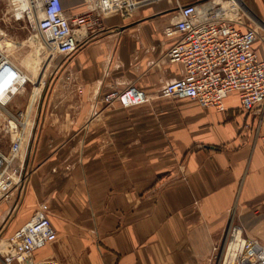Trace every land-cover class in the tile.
Returning <instances> with one entry per match:
<instances>
[{"label":"crops","instance_id":"crops-1","mask_svg":"<svg viewBox=\"0 0 264 264\" xmlns=\"http://www.w3.org/2000/svg\"><path fill=\"white\" fill-rule=\"evenodd\" d=\"M203 1L119 0L95 31L77 32L68 59L54 53L47 75L29 69L37 59H11L27 78L13 95L28 97L17 109L36 126L26 145L29 181L9 228L46 202L56 233L35 261L210 264L229 225L264 242V104L243 111L237 92L223 110L159 96L182 76L167 57L178 11ZM217 1L235 6L237 28L257 31L252 47L263 58L264 0ZM61 3L72 18L94 12L99 0ZM0 11L34 32L9 0H0ZM128 86L149 100L131 107L101 100Z\"/></svg>","mask_w":264,"mask_h":264},{"label":"built area","instance_id":"built-area-1","mask_svg":"<svg viewBox=\"0 0 264 264\" xmlns=\"http://www.w3.org/2000/svg\"><path fill=\"white\" fill-rule=\"evenodd\" d=\"M119 0H99L97 10L72 18L64 14L61 0H9L17 19L25 18L36 34L37 44L68 59L77 49L79 30L95 31L104 14ZM235 6L217 0L182 6L175 30L179 36L167 51L170 62L182 66V76L165 83L159 96L191 99L202 107L223 110L224 99L239 93L240 106L249 112L264 104V57L253 51L254 28L240 30ZM24 73L0 52V129L8 136V146L0 148V207L7 205L4 218L17 210L29 181L27 143L35 123L28 110H11L6 101L26 82ZM106 104L122 107L145 104L149 96L128 86L102 96ZM264 142V134L261 135ZM56 233L48 216V204L41 202L29 219L6 237L0 238L2 264H58L35 261L34 252L53 241ZM210 264H264V242L247 238L239 225H229L221 256Z\"/></svg>","mask_w":264,"mask_h":264},{"label":"rangeland","instance_id":"rangeland-1","mask_svg":"<svg viewBox=\"0 0 264 264\" xmlns=\"http://www.w3.org/2000/svg\"><path fill=\"white\" fill-rule=\"evenodd\" d=\"M40 36L36 32L28 31L23 21H16L5 11H0V52L10 60H38L35 65H30L29 69L35 70L38 75H47L49 70V61L53 57V50L44 45L37 44V38ZM38 89V88H35ZM37 91V90H35ZM25 96L12 97L6 101V106L16 110L18 106L27 103ZM42 95L40 102L42 100ZM8 144V136L0 129V148L5 150ZM8 219L4 218L0 212V238L8 236L13 230L9 228ZM8 223V224H7ZM2 243H0V264H2L1 255Z\"/></svg>","mask_w":264,"mask_h":264}]
</instances>
